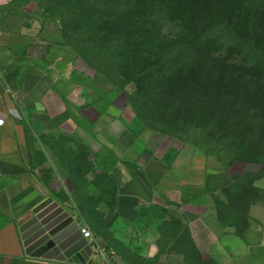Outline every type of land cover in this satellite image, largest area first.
<instances>
[{"label": "crops", "instance_id": "crops-1", "mask_svg": "<svg viewBox=\"0 0 264 264\" xmlns=\"http://www.w3.org/2000/svg\"><path fill=\"white\" fill-rule=\"evenodd\" d=\"M49 1L0 0V264H77L28 255L20 232L50 197L87 224L83 210L57 199L44 179L40 136L50 133L77 135L86 149L116 157L107 171L115 207L100 230L91 228L105 255L89 264H189L191 252L264 264V175L249 180L240 162L215 170L200 155L167 160L163 147L146 155L150 129L135 131L129 101L79 66L45 15ZM238 192L247 224L226 226L219 203L230 205ZM164 225L179 227L175 240L161 234Z\"/></svg>", "mask_w": 264, "mask_h": 264}, {"label": "rangeland", "instance_id": "rangeland-1", "mask_svg": "<svg viewBox=\"0 0 264 264\" xmlns=\"http://www.w3.org/2000/svg\"><path fill=\"white\" fill-rule=\"evenodd\" d=\"M48 6L50 13L47 18L60 26L58 5L50 1ZM169 27L165 26L166 33L172 31ZM209 29L211 28L207 26L203 31L208 32ZM209 37L212 39L213 51L239 69H248L247 61H251L253 57L245 40L238 39L230 29H213ZM81 65L87 69L89 75L104 79L97 76L96 71L84 60L79 59V66ZM106 81L109 89L121 92L125 101L130 103L136 99L134 85H126L123 90H119ZM242 83L225 82L221 79L211 82V86L205 89V84L194 80L189 83L193 89L186 90L185 81L172 79L158 86L157 90L166 87V96L153 97L148 103L138 104L136 109L131 105L137 116L133 129H151L149 139L152 145L146 148V155L163 147L167 150V160L178 152L188 157L200 155L215 170L227 169L235 162L243 161L240 163L246 164L249 171H252L249 180L263 175L264 95H246L248 92L244 93ZM228 85L236 89L232 96L223 94ZM40 142L39 161L49 191L63 202L75 203L81 210L84 204H89L91 208L83 210V218L93 231L100 230L105 212L115 206L114 188L107 171L115 163L116 157L105 148H98L95 152L86 149L77 135L44 134L40 136ZM241 195L238 192L232 197L235 200L231 203H235V206L230 209L229 205L219 203L224 225L243 227L247 224V218L241 214L239 206ZM257 196L255 193L254 197ZM189 262L248 264L223 259L217 255L206 259L193 255Z\"/></svg>", "mask_w": 264, "mask_h": 264}, {"label": "trees", "instance_id": "trees-1", "mask_svg": "<svg viewBox=\"0 0 264 264\" xmlns=\"http://www.w3.org/2000/svg\"><path fill=\"white\" fill-rule=\"evenodd\" d=\"M50 1L59 7L66 45L115 88L134 85L137 102L130 104L135 109L153 97L166 96V87L157 90L158 86L172 79L185 81L186 90L193 89L189 83L194 80L205 84V89L215 80L242 81L246 95H264V0ZM48 13L49 6L46 17ZM167 25L170 33L164 31ZM207 26L211 29L204 32ZM213 29H230L247 42L253 59L247 61L246 71L213 51L209 37ZM235 93L230 85L223 92L226 96ZM109 180L116 201L117 186L110 175ZM90 208L84 204L82 210ZM219 211L222 218L220 205ZM179 232L176 225L161 229L170 240ZM193 255L204 259L199 252H191L188 262Z\"/></svg>", "mask_w": 264, "mask_h": 264}, {"label": "water", "instance_id": "water-1", "mask_svg": "<svg viewBox=\"0 0 264 264\" xmlns=\"http://www.w3.org/2000/svg\"><path fill=\"white\" fill-rule=\"evenodd\" d=\"M20 232L32 257L77 264H89L96 257L75 216L52 197L31 212Z\"/></svg>", "mask_w": 264, "mask_h": 264}, {"label": "built area", "instance_id": "built-area-1", "mask_svg": "<svg viewBox=\"0 0 264 264\" xmlns=\"http://www.w3.org/2000/svg\"><path fill=\"white\" fill-rule=\"evenodd\" d=\"M80 225V224H79ZM81 233L83 236L89 241V245L91 246L93 253L95 255L104 254L105 251L101 245V242L93 233L91 228L87 224L80 225ZM105 255V254H104Z\"/></svg>", "mask_w": 264, "mask_h": 264}]
</instances>
